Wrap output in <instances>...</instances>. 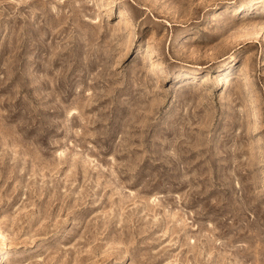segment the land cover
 Masks as SVG:
<instances>
[{"label":"rangeland","instance_id":"374dc122","mask_svg":"<svg viewBox=\"0 0 264 264\" xmlns=\"http://www.w3.org/2000/svg\"><path fill=\"white\" fill-rule=\"evenodd\" d=\"M0 264H264V0H0Z\"/></svg>","mask_w":264,"mask_h":264},{"label":"bare ground","instance_id":"6f19581e","mask_svg":"<svg viewBox=\"0 0 264 264\" xmlns=\"http://www.w3.org/2000/svg\"><path fill=\"white\" fill-rule=\"evenodd\" d=\"M246 1V0H245ZM245 6H248V4L247 5H245Z\"/></svg>","mask_w":264,"mask_h":264}]
</instances>
